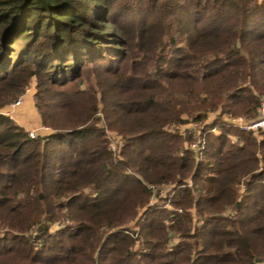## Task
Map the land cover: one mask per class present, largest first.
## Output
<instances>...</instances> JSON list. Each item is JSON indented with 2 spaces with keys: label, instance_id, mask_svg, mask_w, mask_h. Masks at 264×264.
Listing matches in <instances>:
<instances>
[{
  "label": "trees",
  "instance_id": "trees-1",
  "mask_svg": "<svg viewBox=\"0 0 264 264\" xmlns=\"http://www.w3.org/2000/svg\"><path fill=\"white\" fill-rule=\"evenodd\" d=\"M263 99L264 0H0V264H264Z\"/></svg>",
  "mask_w": 264,
  "mask_h": 264
},
{
  "label": "rangeland",
  "instance_id": "rangeland-1",
  "mask_svg": "<svg viewBox=\"0 0 264 264\" xmlns=\"http://www.w3.org/2000/svg\"><path fill=\"white\" fill-rule=\"evenodd\" d=\"M36 93H37V82H36V79H33L31 83L26 87L24 93L19 97V99L11 103L10 105H8L7 108L2 110V112H4L6 115H9L8 113H10L9 116L13 118L18 124H20L22 127L23 125L27 126L26 128L28 129H26L25 127L24 128L28 131L35 129L36 134H37L38 132H44L43 128L46 126L43 125L42 123L41 115L36 105V98H35ZM219 112L220 110L209 111L205 121H197L193 117H189L187 123H182V124L175 123V124L170 125L168 128L170 130L179 132L183 137H186V138L191 137V140L186 142V144L191 146V144L194 142H198L201 140L206 141V138L203 135V128L207 123L214 121L219 115ZM259 112H260L259 113L260 116L258 118H247L245 115L233 116L229 114H224L222 119L224 121L231 122L235 124L236 126H238L237 125L238 122L236 123L235 119L238 120L239 117L241 118L243 117V120L245 122L252 124L253 122L258 121L264 117V110L262 107V102L260 105ZM97 115L101 119V122H100L101 125L104 126L106 121H105V116L103 112L101 111V109H99V112L97 113ZM259 130L260 129H257L256 131H254L255 135H258ZM107 132H108V136L111 141L112 150L116 152L117 155L118 154L120 155L121 147L124 142L122 136L117 134L115 131L109 130ZM215 132H218V129H216ZM235 141H237L236 136H232V142H235ZM203 154L204 153L202 152L201 154H197V155H199V158H200L201 156H203ZM150 187L152 188L153 192L155 191V195H153V197L151 198L150 205H156V204L162 205L163 199H165V197L168 195L169 191L171 190L173 186L171 184H162L158 187H155L153 185H151ZM151 202L153 204H151ZM166 206H169V208H172L170 204H166ZM54 228L55 229L58 228V225L55 224ZM1 231H3V228H0V232Z\"/></svg>",
  "mask_w": 264,
  "mask_h": 264
},
{
  "label": "built area",
  "instance_id": "built-area-1",
  "mask_svg": "<svg viewBox=\"0 0 264 264\" xmlns=\"http://www.w3.org/2000/svg\"><path fill=\"white\" fill-rule=\"evenodd\" d=\"M13 107H14V105H13ZM262 107H263V110H264V99L262 101ZM8 114L10 115V113H8ZM235 121H236V123L238 122L237 123L238 127H240L243 130L256 131L257 129L264 128V117L262 119L258 120V121L253 122L252 124H250L248 122H245L243 120V117L242 118L239 117V119L238 120L235 119ZM43 129H44V131H48L49 130V127L46 126ZM29 134L33 138L37 136L36 130H30L29 131ZM205 143H206L205 140H203V141L201 140V141L192 143L191 146H189V147L196 154H201L203 152L204 147H205ZM151 204H153V203L151 202Z\"/></svg>",
  "mask_w": 264,
  "mask_h": 264
},
{
  "label": "crops",
  "instance_id": "crops-1",
  "mask_svg": "<svg viewBox=\"0 0 264 264\" xmlns=\"http://www.w3.org/2000/svg\"><path fill=\"white\" fill-rule=\"evenodd\" d=\"M41 126H42V125H41ZM23 127H25V128H26L27 126H24V125H23ZM26 129H28V128H26ZM32 130H35V129H32Z\"/></svg>",
  "mask_w": 264,
  "mask_h": 264
}]
</instances>
